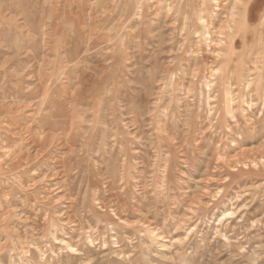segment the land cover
<instances>
[{
    "label": "rangeland",
    "instance_id": "1",
    "mask_svg": "<svg viewBox=\"0 0 264 264\" xmlns=\"http://www.w3.org/2000/svg\"><path fill=\"white\" fill-rule=\"evenodd\" d=\"M45 1L0 0V224L19 238L0 232L2 264H264V91L234 85L235 118L223 121L206 103L216 92L175 66L196 54L185 31L173 41L177 20L161 1L145 19L167 40L140 27L150 41L134 38L124 63L121 35L140 22L118 24L129 0H68L77 21L59 23L51 2L65 0ZM80 40L90 50L73 63ZM55 88L64 115L42 131ZM172 97L200 115L171 118ZM64 240L90 249L71 254Z\"/></svg>",
    "mask_w": 264,
    "mask_h": 264
},
{
    "label": "bare ground",
    "instance_id": "2",
    "mask_svg": "<svg viewBox=\"0 0 264 264\" xmlns=\"http://www.w3.org/2000/svg\"><path fill=\"white\" fill-rule=\"evenodd\" d=\"M67 1L68 0H65L64 2H61L59 5H56V3L51 2V5L53 6L51 11L49 12L50 16L49 15L48 16L49 18H51V20L54 23L57 22V19L55 18L59 17L60 15L62 16L63 19H67L70 16L69 21L70 19L73 22L77 21V16L75 15V13L71 12L70 14L69 9L67 8ZM155 1L156 0H129V2L125 5V8L122 11L120 18H118L120 19L118 20L119 21L118 24L120 25L122 24L125 28L129 25L130 22H134L135 19L140 21L138 22L139 25L134 29L136 31L135 33L128 34L127 32L126 33L123 32L121 35L122 40L120 39V41L122 43V48L124 49L123 55H125V56H121V58H123V63L125 62L124 59H126L128 55L126 49L131 48L133 46V43L135 41L134 38L136 37L141 38V40H139V43L141 42L142 45L146 41H148L149 43L150 40H144L143 42V38H142L143 35L141 37L140 32L143 28L144 29L148 28L147 34L149 35V33H152L150 28L152 24L149 22V20H146L145 17L150 15L147 14V10L150 6L154 4ZM158 1L159 2L161 1L163 5L169 6L174 13L175 19L177 20L175 23H173V28L175 31L173 32V36H172L173 41L176 40L177 43L180 44L179 42H182V40H179V38L182 33H180L179 31H185V37L182 45L186 47V49L191 51V53L196 54L193 55V57L190 59L191 62H188L187 64H182L178 61L175 66L183 71H186L184 67L191 68V70H193V74L195 78H197V80H195L193 83L194 85H197V83L201 85L204 84L207 90H214V92H216L215 95H208V101L206 103H208L211 106V100L213 101L212 103L216 105L217 112L219 113V116L220 118H222L223 121L228 122V116L235 118L234 103H233L234 85H237L239 91H242L244 89H246L247 91V88L253 86L254 89H258L260 92L264 91V82H263L264 74L262 70L264 67L263 66L264 65V8L262 7L263 2L261 0H158ZM45 2H43V4H45ZM82 2L84 1L82 0L80 3ZM107 2H109V0H103L99 3V5L100 6L106 5ZM119 5H121V3ZM42 12H44V9H42ZM41 18L43 20L44 18L43 15ZM63 19L62 21H64ZM140 27L142 28L138 33ZM51 33L54 34V32L52 31ZM149 36H146L145 38L151 39L152 43L158 42L162 44L164 41L167 40V38L162 33H158L156 34V36L155 35H149ZM51 37L52 36H50V38ZM136 42L138 44V39ZM194 45H196L198 48L193 49L192 47ZM173 48L176 49L177 46H173ZM89 50H90L89 44L86 45V42L85 41L82 42V40L78 41V43L76 45H73L72 47V51H73L71 54V59L73 58L72 61L73 60L76 61L77 57H79L80 60H82L81 58L84 59L86 55L85 53L89 52ZM156 51L157 48H154V51L152 52L150 58L154 59V65H156L157 67L159 65V60H156L155 57ZM142 56L143 55L141 52L139 54V57L143 58ZM180 57L181 56L178 55L175 58V60H178ZM175 63L176 61L174 62V64ZM3 66L4 65H2V67ZM173 66L170 67L174 68ZM205 71L208 73L207 75H205ZM150 78L153 80L150 79L144 87L147 96L152 91V88L149 87V85L150 83L151 85L154 84L153 81L155 80V76L151 75ZM164 79H167V77L161 78V80ZM177 83L179 84V81H177L176 84ZM193 84L191 81L190 87H193ZM60 91L61 90L59 88H55L52 90L48 89L49 94L53 96V98L50 100L51 109L47 112L42 113L41 114L42 116L39 117V120H37L38 128L42 131H43V127L45 128V124L47 123L51 124L50 131H56L58 128V124H60L62 121V119L60 120L58 119L59 117H62L64 115V109L62 107H59V103L57 102L58 101L57 97H59ZM199 91H200L199 98L201 101L204 95L203 89L201 88ZM170 100L171 103L174 102L173 97ZM178 100L179 99H176V101L170 107L171 118H174L176 120V117L181 116V114L185 116L187 114L189 115L195 114L196 117L200 115V114L198 115L199 111L195 110L191 106V104H186V107L184 108L183 105L178 103ZM133 105L134 104L132 103V106ZM136 109H137L136 110L137 115H140L142 113L141 112L142 106L140 108L137 107ZM188 122H189L188 124L191 123L194 128L195 125H197L196 119L188 120ZM53 137L56 138L57 135L54 133L50 134L46 132V134L43 136V138L49 140H52ZM16 162L19 163L18 161ZM16 162L15 161L12 162L13 166H16L17 164ZM238 162H240L239 159ZM3 169L5 168H3V164H1L0 170ZM235 174H237V172ZM5 201L6 199L0 197L1 206L5 204ZM1 212H5V211H1ZM8 213L9 212H7L6 215ZM1 216L3 215H0V217ZM4 228H5L4 225L2 226V224H0V232L1 233L3 232L7 235L6 236L4 234L6 236L4 242L9 241L10 238L18 242L19 238L16 237L14 233L8 232ZM63 245L66 246V248L69 250V253L71 254H73L75 250L80 252L83 251L86 254L90 249L89 243L87 241L84 242V245L82 246L83 248L81 250L75 248L74 245H72L66 240H64ZM0 246L2 247L0 248V264H2L1 261L4 256L3 247H6V244H4V246L0 244ZM31 256L33 258L36 256L34 251Z\"/></svg>",
    "mask_w": 264,
    "mask_h": 264
}]
</instances>
